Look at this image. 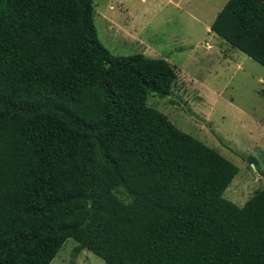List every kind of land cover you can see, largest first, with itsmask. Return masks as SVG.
<instances>
[{"label": "trees", "instance_id": "trees-1", "mask_svg": "<svg viewBox=\"0 0 264 264\" xmlns=\"http://www.w3.org/2000/svg\"><path fill=\"white\" fill-rule=\"evenodd\" d=\"M92 0H0V264H50L67 239L106 264H264V187L147 105L164 59L114 56ZM210 32L264 67V0ZM264 180V173L262 174Z\"/></svg>", "mask_w": 264, "mask_h": 264}, {"label": "rangeland", "instance_id": "rangeland-1", "mask_svg": "<svg viewBox=\"0 0 264 264\" xmlns=\"http://www.w3.org/2000/svg\"><path fill=\"white\" fill-rule=\"evenodd\" d=\"M227 0H92L94 25L114 56L164 59L176 73L147 105L238 168L224 197L242 206L264 187V67L210 32ZM67 239L50 264H106Z\"/></svg>", "mask_w": 264, "mask_h": 264}, {"label": "crops", "instance_id": "crops-1", "mask_svg": "<svg viewBox=\"0 0 264 264\" xmlns=\"http://www.w3.org/2000/svg\"><path fill=\"white\" fill-rule=\"evenodd\" d=\"M227 1H228V0H227ZM227 1H226V2H227ZM225 4H226V3H225ZM225 4H224V5H225ZM223 7H224V6H223ZM216 16H217V15H216Z\"/></svg>", "mask_w": 264, "mask_h": 264}]
</instances>
